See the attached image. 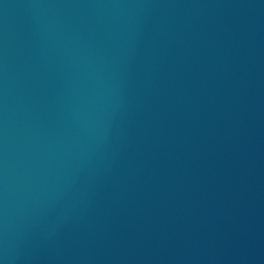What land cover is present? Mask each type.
I'll use <instances>...</instances> for the list:
<instances>
[{"label": "water", "instance_id": "obj_1", "mask_svg": "<svg viewBox=\"0 0 264 264\" xmlns=\"http://www.w3.org/2000/svg\"><path fill=\"white\" fill-rule=\"evenodd\" d=\"M0 264H264V0H0Z\"/></svg>", "mask_w": 264, "mask_h": 264}]
</instances>
